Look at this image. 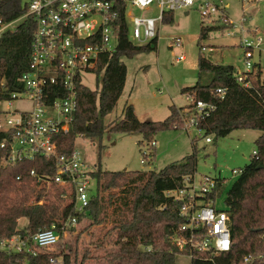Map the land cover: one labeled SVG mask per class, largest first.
<instances>
[{"label": "trees", "instance_id": "1", "mask_svg": "<svg viewBox=\"0 0 264 264\" xmlns=\"http://www.w3.org/2000/svg\"><path fill=\"white\" fill-rule=\"evenodd\" d=\"M23 13L19 0H0V19L9 21ZM172 22L173 12H165L162 23ZM118 23V44L114 53L99 61L95 71L96 89L78 87L74 121L67 134L57 137L61 154L74 150L77 137L100 142L106 131L139 133L152 148V140L158 132L178 128L176 119L180 108L174 106L169 107L170 114L162 122H140L133 107L126 104L120 120L104 124V118L112 112L124 89L126 67L122 59L157 50V37L141 46L128 41L123 12H120ZM224 27L206 26L202 22L199 42L207 39L210 32ZM32 34L33 24L25 21L15 33H6L0 39V72L13 86L27 68ZM197 68V82L182 89L181 93L195 103L213 105V111L200 120L197 127L205 138L210 135L215 140L225 138L236 130H254L260 135L254 141L256 154L240 170L224 200L231 219L230 251L218 255L194 251L190 264H264V80L260 65L253 67L252 88L249 89L235 82L233 66L214 65L198 56ZM203 75L209 78L206 84L201 81ZM217 88L226 90L223 100L212 94ZM2 155L0 149V160ZM196 161L197 153L193 150L181 161L157 172H107L98 165L91 173L96 183L95 193L83 213L74 212L70 199L62 198L67 193L65 188L54 185L46 189L29 177L31 170L53 177L52 160L36 158L8 168L0 165V241L13 236L28 238L52 226L59 229L72 217L76 225L89 218L92 225L102 228L110 225L104 234L111 238L110 249L104 256L105 261L99 264H175L176 256L188 255V249L179 252L171 243L170 238L183 224V219L179 216L180 204L165 197V192L182 188L184 179L195 175ZM219 189L220 186L214 194L218 197ZM20 220L26 221L22 229H18ZM60 257L55 254L31 257L0 251V264H23L25 261L51 264V258ZM245 258H249L246 263ZM93 259L89 254L80 261L76 257L73 260L62 257L63 264H96L89 262Z\"/></svg>", "mask_w": 264, "mask_h": 264}, {"label": "built area", "instance_id": "2", "mask_svg": "<svg viewBox=\"0 0 264 264\" xmlns=\"http://www.w3.org/2000/svg\"><path fill=\"white\" fill-rule=\"evenodd\" d=\"M19 1L24 13L9 21L0 19V39L6 33H15L25 21L33 24L28 65L14 86L0 72V101L9 107L14 102L28 106L5 113V123L0 125V149L3 151L0 165L8 168L36 158L52 160L55 167L53 177L39 175L34 170L29 172V177L46 189L54 185L65 188L67 193L62 198L70 199L74 212L83 213L95 193L90 190L91 182H95L91 177L94 170L75 150L69 154L59 153L57 137L67 134L74 121L78 87L84 86L83 77H95L101 57L115 52L120 12H123L128 41L135 46L157 37L165 12L188 10L195 4L202 19L214 18L234 24L226 15V6L213 0ZM262 1L254 0L255 3ZM154 5L158 17L132 19L133 29L129 32L127 8L144 11ZM262 44L261 38L254 41L244 39L240 43L244 71L235 72L234 79L246 89L252 88L251 75L255 65L252 59L256 53L260 55ZM172 45L179 47L181 41L174 39ZM183 60V56L177 59ZM212 94L223 100L226 90L217 88ZM190 105L193 107L186 110L188 123L184 125L185 130L197 128L200 120L214 109L211 104L195 103L192 99ZM205 142L210 143V138H205ZM146 155L143 154L144 159H147ZM233 173L240 174V171ZM221 184L220 180L209 176H203L197 183L194 175L184 179L182 188L165 192V197L180 204L179 216L183 219V224L171 236V243L179 252L188 249L190 260L194 251L212 255L230 251L231 219L225 206L217 208L214 195ZM75 225L76 219L72 217L59 229L52 226L28 238L13 236L0 241V251L31 257L50 254L59 243L60 233ZM248 261L249 258L244 259L245 263ZM55 262L56 259H50L51 264ZM23 264L29 263L25 261Z\"/></svg>", "mask_w": 264, "mask_h": 264}, {"label": "rangeland", "instance_id": "3", "mask_svg": "<svg viewBox=\"0 0 264 264\" xmlns=\"http://www.w3.org/2000/svg\"><path fill=\"white\" fill-rule=\"evenodd\" d=\"M226 6V15L233 25L227 21L214 18L202 19L197 4L188 10L173 12L171 24L161 23L157 35V50L142 53L132 58H123L126 67V80L122 95L114 109L104 118V124L110 125L122 118L123 108L131 105L140 122H162L170 114L169 107L180 108L176 123L178 128L158 132L150 142L143 140L139 133L118 134L106 131L101 141L77 137L74 150L78 152L90 169L100 168L107 172H142L159 171L166 165L179 162L197 153L195 181L198 183L203 176L216 178L222 182L217 198V208L224 206L227 191L242 170L249 164L255 151L254 141L260 132L254 130H236L225 138L215 140L208 136L211 142H205L204 134L196 127L184 129L188 123L186 110L191 99L182 94L184 88L195 85L198 79L197 59L201 56L214 65L233 66L235 72L244 71L243 50L241 41H254L261 38L260 55L256 53L253 64L260 65L264 80V0L255 3L254 0H213ZM187 13V15H185ZM129 32L132 31V19L157 18L158 11L154 6L149 10L140 11L127 8ZM202 22L204 25L220 26L224 29L212 31L207 39L199 42ZM179 39L181 45L173 46L172 41ZM199 45L202 46V49ZM183 56V61L177 59ZM208 76L203 75V84L208 82ZM84 86L96 89L94 76L83 77ZM28 105L14 102L11 107L0 101V125L6 120L5 113L27 108ZM183 119L185 121L183 122ZM183 127V128H182ZM152 146V145H151ZM146 153L147 159L143 154ZM144 160V163H141ZM96 183L91 182L90 190L94 191ZM25 220L18 222V229L24 228ZM91 224L89 218L77 223L73 231L60 233L59 243L50 254L60 255L54 264H63L62 257L80 261L86 254L94 257L90 263H103L104 256L110 249L109 238L104 234L109 229ZM111 239V238H110ZM175 264H190L186 255H178Z\"/></svg>", "mask_w": 264, "mask_h": 264}, {"label": "water", "instance_id": "4", "mask_svg": "<svg viewBox=\"0 0 264 264\" xmlns=\"http://www.w3.org/2000/svg\"><path fill=\"white\" fill-rule=\"evenodd\" d=\"M185 15H187V13H185Z\"/></svg>", "mask_w": 264, "mask_h": 264}]
</instances>
